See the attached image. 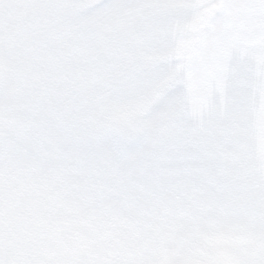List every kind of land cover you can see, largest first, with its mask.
<instances>
[{
  "label": "snow or ice",
  "instance_id": "snow-or-ice-1",
  "mask_svg": "<svg viewBox=\"0 0 264 264\" xmlns=\"http://www.w3.org/2000/svg\"><path fill=\"white\" fill-rule=\"evenodd\" d=\"M238 232L264 242V0H0V264H215Z\"/></svg>",
  "mask_w": 264,
  "mask_h": 264
},
{
  "label": "clouds",
  "instance_id": "clouds-1",
  "mask_svg": "<svg viewBox=\"0 0 264 264\" xmlns=\"http://www.w3.org/2000/svg\"><path fill=\"white\" fill-rule=\"evenodd\" d=\"M221 238L223 242L207 253V258L214 261L215 264H240V261L251 255L247 250L248 242L252 239L249 233L238 232L233 236ZM196 243L197 241L193 239V246ZM156 259L158 264H169V261L175 260L176 257L161 254Z\"/></svg>",
  "mask_w": 264,
  "mask_h": 264
},
{
  "label": "rangeland",
  "instance_id": "rangeland-1",
  "mask_svg": "<svg viewBox=\"0 0 264 264\" xmlns=\"http://www.w3.org/2000/svg\"><path fill=\"white\" fill-rule=\"evenodd\" d=\"M250 236L252 239L248 242V252L249 254L255 253L260 250H264V242L257 240L254 238L251 234ZM221 237H215L209 244H208V250L209 252L215 249L220 243H222ZM169 264H174V261H169Z\"/></svg>",
  "mask_w": 264,
  "mask_h": 264
}]
</instances>
